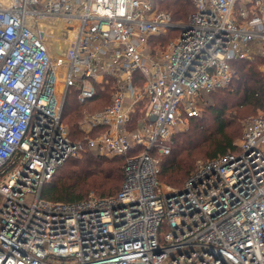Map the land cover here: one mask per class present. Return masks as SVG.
Returning a JSON list of instances; mask_svg holds the SVG:
<instances>
[{
    "label": "built area",
    "instance_id": "built-area-1",
    "mask_svg": "<svg viewBox=\"0 0 264 264\" xmlns=\"http://www.w3.org/2000/svg\"><path fill=\"white\" fill-rule=\"evenodd\" d=\"M159 1L0 0V264H264V111L182 186L157 178L158 155L230 84L231 62L264 57V0H190L186 23ZM110 81L109 104L73 139L66 91L87 105ZM85 152L124 156L117 193L42 199Z\"/></svg>",
    "mask_w": 264,
    "mask_h": 264
},
{
    "label": "trees",
    "instance_id": "trees-1",
    "mask_svg": "<svg viewBox=\"0 0 264 264\" xmlns=\"http://www.w3.org/2000/svg\"><path fill=\"white\" fill-rule=\"evenodd\" d=\"M163 1L160 7L170 13L175 23H186L194 10L189 0ZM178 32V27L169 28L154 38L155 43L165 45ZM260 63L259 57L231 62L234 74L230 84L207 93L208 103L202 107V112L192 116L187 129L175 135L171 150L164 156L157 174L160 181L182 186L194 171L196 161L236 150V140L243 134V118L250 112L264 111V74L258 69ZM71 92L68 91L65 97L62 120L69 125L70 136L76 139L79 138L81 105ZM124 162L123 155L108 157L94 152L70 157L43 184L40 197L49 201L78 202L88 198L86 195L91 190L99 197L115 194L123 181Z\"/></svg>",
    "mask_w": 264,
    "mask_h": 264
},
{
    "label": "rangeland",
    "instance_id": "rangeland-1",
    "mask_svg": "<svg viewBox=\"0 0 264 264\" xmlns=\"http://www.w3.org/2000/svg\"><path fill=\"white\" fill-rule=\"evenodd\" d=\"M163 1V0H162ZM162 1H159V3H158V6L160 7V4H161V2ZM190 1V0H189ZM164 2V1H163ZM191 2V1H190ZM161 8V7H160ZM158 45H160L159 43H157ZM51 46L53 47V45H52V43H51ZM163 46H165V45H160V49H162V47ZM250 56H252L251 58H248V59H254V57H259L260 58V60L262 61V63H260L259 64V66H258V69H259V71H261L263 74H264V57H262L263 55H261L259 52H254V53H252ZM113 84H111V81L109 82V85H107V86H105L104 88H102L100 85H97V87H96V99H95V101H92L90 104L88 103L87 105H82V104H80L81 105V108H80V111H81V118L79 119V121H78V130H79V133H78V136L80 137L82 134H81V124H82V122H83V120H84V117H85V114H89V113H92V112H94V111H97V110H99V109H102V108H104L105 106H107L108 104H109V102H110V100H111V95H112V93H113V91H114V89H113ZM70 91H72L71 93H74L75 94V97H76V100H77V93H76V91H73V90H70ZM66 93H68L67 91H66ZM98 93V94H97ZM67 95V94H66ZM207 95V94H206ZM206 95L203 97V100H202V107H205L206 105H207V103H208V99H207V97H206ZM204 110V109H203ZM259 111L260 110H258V111H254V112H250V113H248L244 118H243V120H242V131H243V129H244V123L246 122V120L250 117V116H254V115H257L258 113H259ZM202 112V111H201ZM200 112V113H201ZM189 124H190V122L189 123H187L186 124V126L181 130V131H183V130H185V129H187V127L189 126ZM66 128H67V130H68V132H69V130H70V128H69V125L68 126H66ZM73 130V129H72ZM179 132V131H178ZM177 134V133H176ZM241 138H238L237 140H236V143L238 144L239 143V140H240ZM166 155V154H165ZM165 155H158V158H159V164H160V166H161V163L164 161V156ZM79 157V156H78ZM108 157H112V156H109L108 155ZM204 162H206V160H204V159H199L198 161H196V164H195V168L199 165V164H201V163H204ZM188 178H186L185 179V181L187 180ZM184 181V182H185ZM163 183H165V184H167V185H170V186H174V185H171V184H168V183H166V182H164V181H162ZM89 196H95V197H99V194L98 193H96V192H94V191H90L87 195H86V197H89ZM0 199H1V197H0Z\"/></svg>",
    "mask_w": 264,
    "mask_h": 264
}]
</instances>
